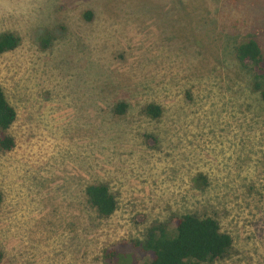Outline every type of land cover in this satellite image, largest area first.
<instances>
[{"label":"rangeland","instance_id":"rangeland-1","mask_svg":"<svg viewBox=\"0 0 264 264\" xmlns=\"http://www.w3.org/2000/svg\"><path fill=\"white\" fill-rule=\"evenodd\" d=\"M2 31L21 41L0 57L17 113L0 264H142L134 242L185 213L230 234L214 264H264V102L235 57L249 38L264 51V0H0ZM96 182L117 201L109 217L86 202Z\"/></svg>","mask_w":264,"mask_h":264},{"label":"trees","instance_id":"trees-1","mask_svg":"<svg viewBox=\"0 0 264 264\" xmlns=\"http://www.w3.org/2000/svg\"><path fill=\"white\" fill-rule=\"evenodd\" d=\"M86 19H91V11L84 13ZM50 38L44 37L42 44L45 47ZM21 38L14 32H0V57L2 54L15 49ZM235 57L241 67L247 68L252 75V89L258 91L264 102V51L254 38L239 42L235 47ZM127 103L118 102L114 111L123 114ZM142 113L150 118H158L162 109L155 103H148L142 107ZM16 110L8 102L3 88L0 85V152L11 151L15 146V139L9 129L16 120ZM147 140H156L151 134L145 135ZM154 146V143H150ZM195 186L203 188L206 179L199 174L194 179ZM87 204L93 208L100 217H109L117 207L113 193L104 182L90 183L84 189ZM1 202V192H0ZM138 220V219H136ZM138 222V221H137ZM173 222V227L169 225ZM141 248L149 260L142 264H214L217 260L227 257L232 249L230 234L222 232L218 221L210 215H196L185 213L172 215L169 222H153L144 231L143 239L134 242ZM111 250L105 257L111 258ZM3 251L0 248V263ZM113 262V261H111ZM114 264H126L115 263ZM134 264H138L137 262Z\"/></svg>","mask_w":264,"mask_h":264}]
</instances>
